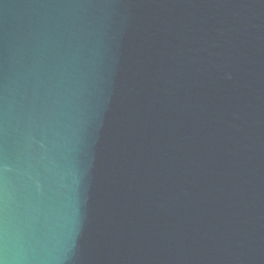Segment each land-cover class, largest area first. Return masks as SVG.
Wrapping results in <instances>:
<instances>
[{
  "label": "water",
  "instance_id": "1",
  "mask_svg": "<svg viewBox=\"0 0 264 264\" xmlns=\"http://www.w3.org/2000/svg\"><path fill=\"white\" fill-rule=\"evenodd\" d=\"M0 264H264V0H0Z\"/></svg>",
  "mask_w": 264,
  "mask_h": 264
}]
</instances>
